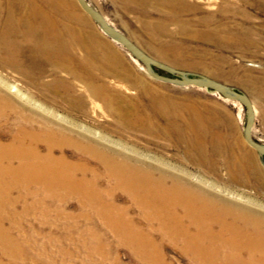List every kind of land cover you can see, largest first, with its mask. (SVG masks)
<instances>
[{"label": "rangeland", "instance_id": "1", "mask_svg": "<svg viewBox=\"0 0 264 264\" xmlns=\"http://www.w3.org/2000/svg\"><path fill=\"white\" fill-rule=\"evenodd\" d=\"M9 1L15 4L13 7L17 6V10L19 5L16 3L20 0ZM89 1L154 58L180 69L208 75L247 93L255 108L253 136L264 143V4L242 3L244 0H228V4L227 0ZM36 2L48 7L49 18L53 22L43 28L52 32L56 30L63 36L62 40L71 44L72 70L61 74L71 87L73 101L70 97L55 99L56 94L53 96L48 90L40 88L38 83L30 84L20 75H10L7 70L0 69V78L11 81L26 95L44 101L45 107L53 112L46 114L52 122L70 130L79 128L63 121L62 117H65L104 133L111 142L103 140L101 144L121 154H133L134 149H139L167 157L171 165L192 172L194 175L186 178L197 187L223 201L246 205L253 212L264 216V157L244 139L246 110L240 102L224 98L209 88L180 86L151 77L142 63L100 29L77 0ZM15 12L19 16L20 11ZM209 19H214V26L217 27L207 30L208 26L203 21ZM225 24L233 26V37H229L227 42L211 40L221 39ZM52 70L47 67L45 79ZM157 71L168 75L164 70ZM16 97L18 102L29 107L28 102ZM162 102L172 107L167 109L165 116L159 111L157 115V108L153 106V103L160 106ZM34 109L40 110L37 107ZM192 111H195V116ZM135 112L152 120L157 133H152L150 129L129 127L119 118L122 114L132 115ZM191 118H201L206 123L210 118L214 122L205 147L221 150L219 155H214L216 170L202 166L196 156L193 159L189 157L191 153L186 150L197 148L198 145L167 141L163 128L167 122L173 123V126L165 128L172 137L176 133L175 129H179V132L182 129L183 136L190 137L192 131L186 125ZM14 120L15 115H11L7 121L0 119L2 142L11 141L15 130ZM40 149L44 152L43 147ZM64 152L69 158L75 154L72 148H66ZM55 153L58 155L60 151L56 150ZM246 154L252 155V160L246 159ZM148 162L183 177L175 168ZM257 172L259 182L254 178ZM194 176H201L214 186L210 187ZM240 194L247 195L257 204L240 199ZM76 201L71 200L67 208L69 212H78ZM116 202L128 204L125 196L116 198ZM21 210L22 204L19 203L10 210L15 215L10 214L11 218L7 216L4 221L5 228L11 227L13 221L18 223L14 228V236L22 238L17 244L21 253L7 256L0 249L2 264H20L19 260L22 264H47L53 263L52 259L55 264L140 263L111 230L100 231L105 232L108 247L106 255H102L93 248L95 243L84 230L87 222L83 219H78L80 225L75 226L76 221L70 217L57 219L56 211H52L47 215L49 223H43L38 210L32 209L26 216ZM0 214L4 213L0 211ZM130 214L139 220L137 208L131 209ZM88 248L94 250L89 251ZM164 252L173 264H193L189 257L171 244L164 245Z\"/></svg>", "mask_w": 264, "mask_h": 264}, {"label": "bare ground", "instance_id": "2", "mask_svg": "<svg viewBox=\"0 0 264 264\" xmlns=\"http://www.w3.org/2000/svg\"><path fill=\"white\" fill-rule=\"evenodd\" d=\"M36 1L20 0L16 10L11 1L0 0V69L14 77L20 75L30 84L38 83L53 96L56 94L55 99L70 97L73 101L71 87L61 74L72 70L71 44L62 40L63 36L56 30L43 28L53 22L48 7ZM251 2L264 4V0L242 3ZM15 11H20L19 16ZM203 24H207V30L217 27L214 19L204 20ZM233 35V26L225 24L221 39L211 40L227 42ZM47 67L54 70L45 79ZM16 96L28 102L29 107L18 102ZM160 104L153 106L157 115L159 111L165 116L172 107L164 102ZM51 113L44 101L26 95L11 81L0 78V119L16 117L11 141L0 140V211L4 213L0 214V249L5 255L21 253L17 244L22 238L14 236L18 223L13 221L11 227H4L5 218L15 215L10 210L21 203L23 215L38 210L43 223H49L47 215L52 211H56L57 219L70 217L76 221L75 226L80 225L78 219H83L87 222L84 230L95 243L93 248L102 255H106L108 247L105 232L100 231L108 229L130 249L139 264H173L164 252L165 244L179 248L193 264H264V216L246 205L223 201L197 187L186 178L194 174L171 165L167 157L139 149H134L133 154L118 153L101 144L103 140L111 142L104 133L62 117L63 121L79 127L70 130L52 122L46 115ZM192 115H196L195 111ZM144 117L136 112L119 116L129 127L157 133L155 123ZM212 123L210 118L207 123L201 118H191L186 125L192 131L190 137L183 136L182 129L181 132L175 129L178 137H172L166 131L173 126L170 121L163 128L169 143L184 141L198 145L186 150L191 153L189 157L196 156L202 166L216 170L214 155H219L221 150L205 147L214 128ZM66 148L75 151L73 158L65 154ZM56 150L60 151L58 155ZM245 158L252 160V155L246 154ZM148 161L175 168L183 177ZM194 177L214 186L201 176ZM254 178L259 182L258 172ZM15 192L18 195L14 196ZM120 196H125L128 204L116 202ZM72 199L77 200V213L67 210ZM240 199L257 204L245 194H240ZM133 208H137L139 220L130 214ZM52 261L47 264H55Z\"/></svg>", "mask_w": 264, "mask_h": 264}, {"label": "water", "instance_id": "3", "mask_svg": "<svg viewBox=\"0 0 264 264\" xmlns=\"http://www.w3.org/2000/svg\"><path fill=\"white\" fill-rule=\"evenodd\" d=\"M77 1L80 7L96 22L109 38L122 45L134 58L144 65L147 73L151 77L180 86L209 88L224 98L240 102L246 110L244 139L261 157H264V143L253 136L255 108L252 99L247 93L208 75L180 69L154 58L136 44L124 31L110 22L89 0ZM157 69L166 71L168 75L159 73Z\"/></svg>", "mask_w": 264, "mask_h": 264}, {"label": "crops", "instance_id": "4", "mask_svg": "<svg viewBox=\"0 0 264 264\" xmlns=\"http://www.w3.org/2000/svg\"><path fill=\"white\" fill-rule=\"evenodd\" d=\"M108 40H109V39H108ZM111 40H112V39H111ZM126 81H127V80H126ZM128 81L131 82V81L129 80V78H128ZM129 82H128V83H129Z\"/></svg>", "mask_w": 264, "mask_h": 264}]
</instances>
